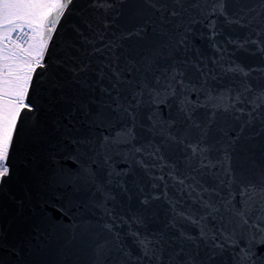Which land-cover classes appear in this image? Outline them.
<instances>
[{
  "label": "snow or ice",
  "instance_id": "1",
  "mask_svg": "<svg viewBox=\"0 0 264 264\" xmlns=\"http://www.w3.org/2000/svg\"><path fill=\"white\" fill-rule=\"evenodd\" d=\"M0 264H264V0H0Z\"/></svg>",
  "mask_w": 264,
  "mask_h": 264
},
{
  "label": "water",
  "instance_id": "2",
  "mask_svg": "<svg viewBox=\"0 0 264 264\" xmlns=\"http://www.w3.org/2000/svg\"><path fill=\"white\" fill-rule=\"evenodd\" d=\"M163 206V205H162Z\"/></svg>",
  "mask_w": 264,
  "mask_h": 264
}]
</instances>
